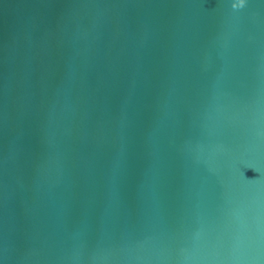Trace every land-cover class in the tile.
I'll list each match as a JSON object with an SVG mask.
<instances>
[{"label":"water","instance_id":"water-1","mask_svg":"<svg viewBox=\"0 0 264 264\" xmlns=\"http://www.w3.org/2000/svg\"><path fill=\"white\" fill-rule=\"evenodd\" d=\"M0 0V264H264V0Z\"/></svg>","mask_w":264,"mask_h":264},{"label":"clouds","instance_id":"clouds-1","mask_svg":"<svg viewBox=\"0 0 264 264\" xmlns=\"http://www.w3.org/2000/svg\"><path fill=\"white\" fill-rule=\"evenodd\" d=\"M245 0H237V2L232 4L234 9L242 8L244 6Z\"/></svg>","mask_w":264,"mask_h":264}]
</instances>
